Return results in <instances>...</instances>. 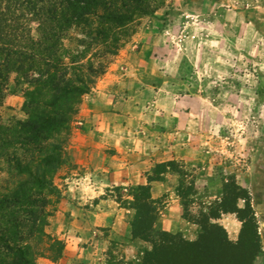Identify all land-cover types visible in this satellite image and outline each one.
<instances>
[{
  "label": "rangeland",
  "instance_id": "374dc122",
  "mask_svg": "<svg viewBox=\"0 0 264 264\" xmlns=\"http://www.w3.org/2000/svg\"><path fill=\"white\" fill-rule=\"evenodd\" d=\"M154 1L155 14L134 17L116 56L95 50L101 58L85 60L108 65L76 106L66 164L53 178L62 198L46 233L63 253L38 264H156L150 238L132 233L134 189L148 185L154 228L170 234L159 246H200L211 234L221 248L208 264H264V0ZM83 38L75 30L63 43L76 53ZM28 90L10 77L4 122L28 119ZM235 187L257 219L254 260L236 214L204 222L233 207L226 189ZM187 248L175 264H193L199 248Z\"/></svg>",
  "mask_w": 264,
  "mask_h": 264
},
{
  "label": "trees",
  "instance_id": "16d2710c",
  "mask_svg": "<svg viewBox=\"0 0 264 264\" xmlns=\"http://www.w3.org/2000/svg\"><path fill=\"white\" fill-rule=\"evenodd\" d=\"M158 8L154 0H0V110L13 74L18 83L29 87L27 120L6 123L0 113V170L6 174L0 180V264L60 259L63 245L46 233L49 207L54 198H62L53 178L66 164L65 149L76 106L89 92L92 78L102 75L108 65L106 60L97 66L85 60L90 53L99 60L95 50L102 52L103 58L116 56L134 17L153 16ZM75 30L84 38L73 53L63 41ZM169 167L160 164L157 172L166 173ZM226 190V199L234 201L233 207L211 213L204 222L236 214L242 223L241 240L253 251L254 260L260 249L255 212L242 189ZM134 200L132 233L150 238L156 264H175L177 255L187 247L199 248L198 254L192 250L189 262L193 264H208L209 254L220 251L221 243L211 234L208 243L200 246L186 243L182 247L171 240L159 246L156 238L162 240L170 234L154 228L158 208L151 186L134 189ZM240 200L245 201L244 209L238 207Z\"/></svg>",
  "mask_w": 264,
  "mask_h": 264
},
{
  "label": "crops",
  "instance_id": "0c3cea01",
  "mask_svg": "<svg viewBox=\"0 0 264 264\" xmlns=\"http://www.w3.org/2000/svg\"><path fill=\"white\" fill-rule=\"evenodd\" d=\"M227 228V230L229 231V229H228V227H226ZM230 230H232V231H236V230H238V227H237V225H235L234 223H233V221H232V223H230ZM80 240H81V238H79ZM41 264H54V263H50L49 261H47V260H44V262L43 263H41ZM84 264V263H83Z\"/></svg>",
  "mask_w": 264,
  "mask_h": 264
}]
</instances>
